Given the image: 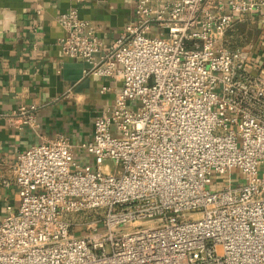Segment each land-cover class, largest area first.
Returning <instances> with one entry per match:
<instances>
[{"label": "built area", "instance_id": "obj_1", "mask_svg": "<svg viewBox=\"0 0 264 264\" xmlns=\"http://www.w3.org/2000/svg\"><path fill=\"white\" fill-rule=\"evenodd\" d=\"M244 21L261 24L256 45L225 46ZM56 22L62 55L121 88L89 142L15 155L0 264H264V0H135L105 47L76 10ZM36 111L0 117L35 131Z\"/></svg>", "mask_w": 264, "mask_h": 264}, {"label": "crops", "instance_id": "obj_2", "mask_svg": "<svg viewBox=\"0 0 264 264\" xmlns=\"http://www.w3.org/2000/svg\"><path fill=\"white\" fill-rule=\"evenodd\" d=\"M135 0H0V116L19 105H35L36 130L15 129L0 117V217L16 206L12 165L17 153L57 136L72 146L89 142L96 114L111 106L120 78L84 77L88 63L66 59L59 42L66 32L56 19L70 9L90 23L105 47L133 15ZM87 70V69H85ZM102 88L108 91L101 93ZM82 155L73 149V155Z\"/></svg>", "mask_w": 264, "mask_h": 264}, {"label": "rangeland", "instance_id": "obj_3", "mask_svg": "<svg viewBox=\"0 0 264 264\" xmlns=\"http://www.w3.org/2000/svg\"><path fill=\"white\" fill-rule=\"evenodd\" d=\"M261 34V24L258 22H251V21H244L236 23L231 31H228L224 38V45L228 48H241V47H248V46H254L256 45L257 41L259 40ZM74 160L81 164V166H84L86 164L91 163V157L86 155H76L74 154ZM104 167L113 172L114 171V165L111 161L106 160L104 162ZM233 178L231 180L232 185H236L237 182L241 184V180L239 179V172L233 171L232 173ZM223 184L227 185L228 182L224 178ZM214 186V185H213ZM3 212V210H2ZM85 217H78L77 220H75L78 223L83 224L84 221L86 222L88 219H84ZM129 226H124L122 228L123 231L129 230ZM77 230V229H76ZM84 230L81 229L78 233H82ZM84 233V232H83Z\"/></svg>", "mask_w": 264, "mask_h": 264}, {"label": "water", "instance_id": "obj_4", "mask_svg": "<svg viewBox=\"0 0 264 264\" xmlns=\"http://www.w3.org/2000/svg\"><path fill=\"white\" fill-rule=\"evenodd\" d=\"M85 69H90V65H84V66H82L80 68L79 75L76 77L75 81L81 79V77H82V71L85 70Z\"/></svg>", "mask_w": 264, "mask_h": 264}]
</instances>
